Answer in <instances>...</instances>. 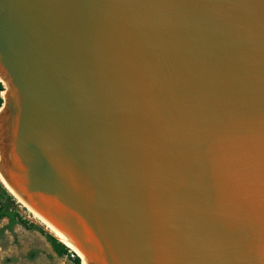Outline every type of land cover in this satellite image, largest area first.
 <instances>
[{"label": "water", "instance_id": "95a60500", "mask_svg": "<svg viewBox=\"0 0 264 264\" xmlns=\"http://www.w3.org/2000/svg\"><path fill=\"white\" fill-rule=\"evenodd\" d=\"M0 85V179L80 264H264V0H0Z\"/></svg>", "mask_w": 264, "mask_h": 264}, {"label": "rangeland", "instance_id": "374dc122", "mask_svg": "<svg viewBox=\"0 0 264 264\" xmlns=\"http://www.w3.org/2000/svg\"><path fill=\"white\" fill-rule=\"evenodd\" d=\"M6 192L8 195H4L0 189V205L6 196H10L8 201L12 204L13 214L23 220L27 227L18 223L8 225L6 218L0 220V264H73L68 253L73 250L68 248L67 253L61 256L55 254L44 236L52 235L13 195Z\"/></svg>", "mask_w": 264, "mask_h": 264}, {"label": "trees", "instance_id": "16d2710c", "mask_svg": "<svg viewBox=\"0 0 264 264\" xmlns=\"http://www.w3.org/2000/svg\"><path fill=\"white\" fill-rule=\"evenodd\" d=\"M1 90H2V87L0 85V92ZM0 103H1V100H0ZM0 189L4 195H8V193L3 188H1V186H0ZM9 197L10 196H6L4 202L0 205V220L3 218H6L8 221V225L18 223L22 226L27 227V224L23 220L18 219L17 216L13 214L14 211L12 210V204H10V202L8 201ZM29 227H33V226L29 225ZM44 236H45L47 243L49 244V246L51 247L52 251L55 254L61 256L67 253L68 248H66L63 244L56 241L50 235L44 234ZM68 253L72 257L71 261L73 264H80L78 257L72 251H68Z\"/></svg>", "mask_w": 264, "mask_h": 264}, {"label": "bare ground", "instance_id": "6f19581e", "mask_svg": "<svg viewBox=\"0 0 264 264\" xmlns=\"http://www.w3.org/2000/svg\"><path fill=\"white\" fill-rule=\"evenodd\" d=\"M0 183L2 184V186L5 188L6 191H8L11 195H13L9 189L2 183L1 179H0ZM14 196V195H13ZM15 197V196H14ZM16 200L21 203L26 210L34 217L36 218L45 228L46 230H48V232L57 240L59 241L61 244H63L64 246H66L67 248H69L70 250H73V248L71 247V245L67 242V240L65 238H63L54 228H52L48 223H46L43 219H41L37 214H35L33 211H31L28 207H26L20 199H18L17 197H15ZM74 251V250H73ZM75 252V251H74ZM76 253V252H75ZM77 254V253H76ZM78 256V254H77Z\"/></svg>", "mask_w": 264, "mask_h": 264}, {"label": "built area", "instance_id": "2783aa9c", "mask_svg": "<svg viewBox=\"0 0 264 264\" xmlns=\"http://www.w3.org/2000/svg\"><path fill=\"white\" fill-rule=\"evenodd\" d=\"M73 252V251H72ZM71 256V255H70Z\"/></svg>", "mask_w": 264, "mask_h": 264}]
</instances>
